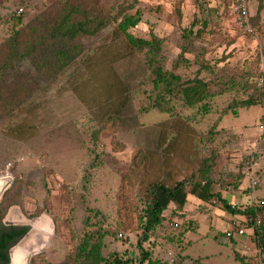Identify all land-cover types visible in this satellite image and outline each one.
<instances>
[{
  "label": "rangeland",
  "instance_id": "374dc122",
  "mask_svg": "<svg viewBox=\"0 0 264 264\" xmlns=\"http://www.w3.org/2000/svg\"><path fill=\"white\" fill-rule=\"evenodd\" d=\"M56 2L0 0V45L11 35L15 18L28 24ZM99 2L113 12L132 4L129 13L140 8L143 20L131 32L146 39L153 33L162 40L166 69L179 60L183 29L201 15L197 0ZM233 2L205 0L209 27L192 41L187 62L176 70L184 80L199 75L210 82L216 95L209 112L188 107L178 95L166 104L171 111L147 109L156 94L146 57L111 24L84 37L83 53L68 68L41 80L21 106L0 117V177H12L5 194L15 189L14 198L28 217L48 213L55 221L48 245L26 264L62 263L71 251L73 230L81 237L88 230H105L106 256L137 251L147 186L157 180L173 185L196 174L209 150L216 153L213 191L241 208L253 203V194L264 198V11L259 27L247 31ZM257 5L252 1L253 15ZM199 61L208 62L212 71L200 69ZM34 73L31 63L22 61L10 79ZM251 96L262 102L240 109L237 116L223 113L233 101ZM140 152L146 158L137 165ZM89 173L85 192L82 179ZM251 174L258 181L255 189ZM123 175L139 211L121 203ZM214 201L189 193L182 209L173 204L144 243L153 258L165 264H240L235 251L245 254L247 237L234 245L225 232L234 220L243 224L245 216ZM90 208L99 214L88 227Z\"/></svg>",
  "mask_w": 264,
  "mask_h": 264
},
{
  "label": "trees",
  "instance_id": "16d2710c",
  "mask_svg": "<svg viewBox=\"0 0 264 264\" xmlns=\"http://www.w3.org/2000/svg\"><path fill=\"white\" fill-rule=\"evenodd\" d=\"M197 1H199L201 15H195L189 26L183 29L182 52L172 69H166L164 66L162 40L157 35L152 33L151 38L146 39L131 32V29L143 20V11L140 8H137L134 13L128 12L130 8L135 7L134 4L129 5L128 8L119 7L116 12H113L104 7L99 0H58L28 24H22L21 18H15L11 35L0 45V117L10 115L12 111L21 106L38 88L41 80H49L68 68L83 53L82 39L84 37L96 36L111 24L115 25V31L120 36H124L133 49L143 53L146 57L156 94L154 103L147 109L158 108L171 111L172 109L166 104L178 95L188 107L201 108L202 111L209 112V101L216 95L212 91L210 82L199 75L184 80L176 72L181 62H187L185 53L192 41L202 37L210 24L209 18L204 14L205 0ZM252 1L258 3L254 15L251 13ZM248 3L250 24L253 28H257L264 11V0H248ZM22 61H29L35 73L28 77L18 75L10 79L12 77L10 73L16 70L17 65ZM199 62L200 69L212 71L208 62ZM261 102L259 97L253 96L236 100L224 109L223 113L231 112L237 116L240 109H247ZM209 152L196 174L193 173L190 177L177 180L173 185L157 180L147 186L149 198L138 215V224L143 229V234L136 245L137 251H129L124 256L118 253L106 256L103 251L105 230L99 228L88 230L82 237L73 230L71 251L60 264H165L155 260L152 251L147 249L144 243L150 240L163 223L165 213L173 204L179 209L185 206L189 193L205 202L215 200V203H220L224 210L234 215L249 217L260 214L264 219V205L250 203L244 208L234 207L221 192L213 191L212 169L216 162V153L213 150ZM145 158V154L140 152L134 160H137V165H141ZM237 177L241 179L243 176L240 173ZM90 183L89 173L82 179L85 192H89ZM14 194L15 189L8 191L0 205V264L9 259L6 250L22 238L30 228L29 226H5L3 224V219L10 207L20 205L14 198ZM119 196L123 207L128 205V208L139 211L133 189L125 175L122 177ZM40 214L41 212L38 215ZM98 214L96 209H89L86 220L88 227L94 225L92 220L97 219ZM38 215L34 214V216ZM30 217L33 215L31 214ZM250 224L244 221L243 226L249 228ZM231 241H234V245L237 244L235 239ZM235 259L240 264H258L251 256L238 251H235ZM172 264H179V262Z\"/></svg>",
  "mask_w": 264,
  "mask_h": 264
},
{
  "label": "built area",
  "instance_id": "2783aa9c",
  "mask_svg": "<svg viewBox=\"0 0 264 264\" xmlns=\"http://www.w3.org/2000/svg\"><path fill=\"white\" fill-rule=\"evenodd\" d=\"M233 8L242 20L247 31H252L250 24L249 3L248 0H234ZM252 188L255 189L258 185V181L251 174ZM256 196L253 194V203H259L264 205V198L254 199ZM234 207H237L233 204ZM245 222L251 223L249 228H245L241 221L234 220L230 229L225 232L227 239H235L241 241L243 237H247L244 250L245 254H249L255 262L258 264H264V219L260 214L255 216L245 217ZM247 229H251V233L247 232ZM120 237H127L126 234L120 233Z\"/></svg>",
  "mask_w": 264,
  "mask_h": 264
},
{
  "label": "water",
  "instance_id": "95a60500",
  "mask_svg": "<svg viewBox=\"0 0 264 264\" xmlns=\"http://www.w3.org/2000/svg\"><path fill=\"white\" fill-rule=\"evenodd\" d=\"M11 183H12V177H11V182H10L9 186L4 190V192L1 196L0 203L3 199V196L6 192V190L10 187ZM40 223L45 226L46 233H43L42 231H40L36 228ZM3 224L5 226L22 225V226H29L30 227L29 231L25 234V236L19 240L18 245L22 242L32 243L34 238L38 239L40 236L43 237V243L41 244V246L32 252L29 251L28 259L30 256H34L35 254L41 253L45 249V247L49 243L51 233L55 230V221L51 217L50 214L43 213L40 216L28 217L23 212V210L21 209V207L19 205H14V206L10 207V209L8 210L7 214L5 215V217L3 219ZM33 242H35V241H33ZM16 247H17V245L14 246L10 251L11 252L10 253L11 254V264H14L12 251Z\"/></svg>",
  "mask_w": 264,
  "mask_h": 264
},
{
  "label": "bare ground",
  "instance_id": "6f19581e",
  "mask_svg": "<svg viewBox=\"0 0 264 264\" xmlns=\"http://www.w3.org/2000/svg\"><path fill=\"white\" fill-rule=\"evenodd\" d=\"M11 177H0V199L4 190L9 186ZM38 230L46 233L45 226L41 223L36 227ZM35 239V240H34ZM32 243L22 242L12 251L14 264H25L28 260L29 251L32 252L41 246L43 243V237L40 236L38 239L34 238Z\"/></svg>",
  "mask_w": 264,
  "mask_h": 264
},
{
  "label": "flooded vegetation",
  "instance_id": "af4514ba",
  "mask_svg": "<svg viewBox=\"0 0 264 264\" xmlns=\"http://www.w3.org/2000/svg\"><path fill=\"white\" fill-rule=\"evenodd\" d=\"M19 226H22V225H19ZM29 229H30V228H29ZM28 231H29V230H28ZM24 236H25V235H24ZM24 236H23V237H24ZM23 237H22V238H23ZM20 239H21V238H20ZM20 239H19V240H20ZM19 240H18L16 243L12 244V245L6 250V253H7V256H8L9 259H8L7 262H2L1 264H11V254H10L11 252H10V251H11V249H12L14 246L18 245ZM37 255H38V254H37ZM27 261H28V260H26V263H27ZM26 263H25V264H26Z\"/></svg>",
  "mask_w": 264,
  "mask_h": 264
},
{
  "label": "crops",
  "instance_id": "0c3cea01",
  "mask_svg": "<svg viewBox=\"0 0 264 264\" xmlns=\"http://www.w3.org/2000/svg\"><path fill=\"white\" fill-rule=\"evenodd\" d=\"M38 216H40V215H38ZM34 217V216H33ZM26 263V262H25Z\"/></svg>",
  "mask_w": 264,
  "mask_h": 264
}]
</instances>
